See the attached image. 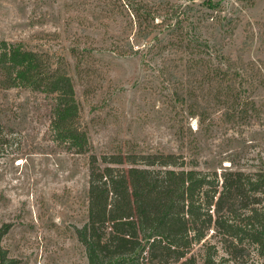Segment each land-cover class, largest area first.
I'll use <instances>...</instances> for the list:
<instances>
[{"label": "rangeland", "instance_id": "rangeland-1", "mask_svg": "<svg viewBox=\"0 0 264 264\" xmlns=\"http://www.w3.org/2000/svg\"><path fill=\"white\" fill-rule=\"evenodd\" d=\"M262 26L264 0H0V41L65 66L88 137L81 150L60 139L56 95L0 86V264H89L77 231L89 219L91 155L174 153L219 176L264 169V83L213 82L220 52L264 59ZM205 242L190 253L199 263Z\"/></svg>", "mask_w": 264, "mask_h": 264}, {"label": "trees", "instance_id": "trees-1", "mask_svg": "<svg viewBox=\"0 0 264 264\" xmlns=\"http://www.w3.org/2000/svg\"><path fill=\"white\" fill-rule=\"evenodd\" d=\"M229 27L233 33L238 24ZM260 29L264 34V26ZM218 55L223 77L213 82L255 88L264 83V59L245 60L243 47L235 56ZM198 73L187 72V82ZM0 86L56 95L55 132L69 149L87 145L64 65L22 44L0 41ZM174 89L185 101L184 86ZM3 127L0 122L2 144L8 140ZM125 160L128 171L120 167ZM89 165V219L77 231L89 264H264V169L230 168L219 176L187 169L184 157L174 153L91 155ZM203 241L199 263L190 253ZM219 244L227 258L218 260ZM252 252L258 256L253 263Z\"/></svg>", "mask_w": 264, "mask_h": 264}]
</instances>
